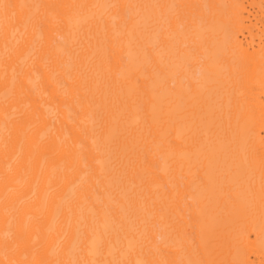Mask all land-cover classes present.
Segmentation results:
<instances>
[{"label":"bare ground","instance_id":"6f19581e","mask_svg":"<svg viewBox=\"0 0 264 264\" xmlns=\"http://www.w3.org/2000/svg\"><path fill=\"white\" fill-rule=\"evenodd\" d=\"M0 264H264V0H0Z\"/></svg>","mask_w":264,"mask_h":264}]
</instances>
